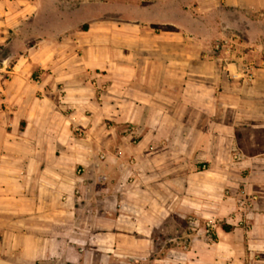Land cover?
I'll list each match as a JSON object with an SVG mask.
<instances>
[{"label":"crops","instance_id":"crops-1","mask_svg":"<svg viewBox=\"0 0 264 264\" xmlns=\"http://www.w3.org/2000/svg\"><path fill=\"white\" fill-rule=\"evenodd\" d=\"M263 50L264 0H0V264H264Z\"/></svg>","mask_w":264,"mask_h":264},{"label":"rangeland","instance_id":"rangeland-1","mask_svg":"<svg viewBox=\"0 0 264 264\" xmlns=\"http://www.w3.org/2000/svg\"><path fill=\"white\" fill-rule=\"evenodd\" d=\"M256 47L254 46H249V48L245 51H243V49H241L240 51L242 52V54L246 53L248 56L246 59V61H249L251 59V57H254L253 52L255 51ZM264 52V50H263ZM195 221L194 224L192 223V221ZM205 225H206V221L204 220H197L195 217H193V215H188L187 217H185L183 220L177 221V220H173L171 222L170 225V232L175 231V227L179 229L180 234H181V239H180V246L183 249H187V246L189 245L191 239L196 236V235H206L205 234ZM165 239V238H164ZM170 244H176L177 242L175 240H172L169 242ZM173 249V248H171ZM170 249V250H171ZM167 251L161 252V254H166ZM171 252V256L172 253H175L174 251H170ZM173 257V256H172Z\"/></svg>","mask_w":264,"mask_h":264},{"label":"built area","instance_id":"built-area-1","mask_svg":"<svg viewBox=\"0 0 264 264\" xmlns=\"http://www.w3.org/2000/svg\"><path fill=\"white\" fill-rule=\"evenodd\" d=\"M256 62L255 61H246V59L244 60V75L245 78H247V80H251L253 79L254 75H253V68L256 66ZM264 64V61H263ZM75 130L77 131V133L79 135L83 134V131H81L79 128L75 127ZM194 220L192 221V223L194 224ZM215 223L213 221H206V225H205V234L208 237L213 238V227H214Z\"/></svg>","mask_w":264,"mask_h":264}]
</instances>
